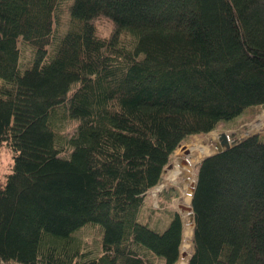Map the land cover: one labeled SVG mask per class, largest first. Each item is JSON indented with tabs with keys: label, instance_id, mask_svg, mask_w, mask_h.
I'll return each instance as SVG.
<instances>
[{
	"label": "trees",
	"instance_id": "16d2710c",
	"mask_svg": "<svg viewBox=\"0 0 264 264\" xmlns=\"http://www.w3.org/2000/svg\"><path fill=\"white\" fill-rule=\"evenodd\" d=\"M259 106L264 0H0V261L176 264L183 222H139L146 192L189 136ZM63 119L77 128L59 144ZM191 196L187 264H264V132L201 161ZM86 224L92 257L73 235Z\"/></svg>",
	"mask_w": 264,
	"mask_h": 264
},
{
	"label": "rangeland",
	"instance_id": "374dc122",
	"mask_svg": "<svg viewBox=\"0 0 264 264\" xmlns=\"http://www.w3.org/2000/svg\"><path fill=\"white\" fill-rule=\"evenodd\" d=\"M67 16L61 15L64 23L57 26L55 35L61 34L66 27ZM96 33L101 38H108L112 32V25L106 18H98L94 21ZM21 49V63L28 62L31 52L19 41ZM264 106L257 107L253 113L237 118L236 124H220L216 129L203 135H191L173 152L168 163L164 167L160 182L145 194L144 203L139 211L138 221L148 225L154 231H164L170 223L172 214L178 213L183 222V233L180 245V256L176 264H187L191 255L192 224L188 210L191 202V195L197 175V160L191 163L193 155H198V151L191 150L193 145H212V141L218 139L219 134L226 133L230 139L241 140L252 135L264 132V126H259L264 122ZM262 116V117H261ZM77 128L76 120L63 119L56 123V129L60 130L57 141L62 144L74 135ZM215 147H213L214 149ZM212 149V151H213ZM190 150L187 155L185 152ZM71 148L64 146L58 155L68 159ZM11 153L4 145L0 147V185L3 184L5 176L9 173L12 166ZM203 157V156H202ZM200 159V158H199ZM186 161L187 163H185ZM189 197V200H186ZM101 227L97 224H86L75 233L74 237L81 243L82 251L87 255L96 256L101 250ZM88 255V256H89ZM150 264H161V261L151 254H147ZM0 264H11L3 263Z\"/></svg>",
	"mask_w": 264,
	"mask_h": 264
},
{
	"label": "water",
	"instance_id": "95a60500",
	"mask_svg": "<svg viewBox=\"0 0 264 264\" xmlns=\"http://www.w3.org/2000/svg\"><path fill=\"white\" fill-rule=\"evenodd\" d=\"M219 141H220L219 143H216V144L213 143V146L212 145H210V146L208 145L209 149L210 148L213 149V147H215V148L209 154H207L203 158H201L199 162L203 161L204 159H206V158H208V157H210L212 155H215V154L223 152L224 150H226V149L230 148L231 146L235 145L239 140L230 139L229 136L226 133H221V134H219ZM202 146H204V145H202ZM205 146H207V145H205ZM185 153L188 155L190 153V150H187ZM184 162L187 163L186 161H184ZM195 179L197 180V176H196ZM188 210L191 211L190 212V216H191V224H192V227H193L194 223H193L192 207L189 206Z\"/></svg>",
	"mask_w": 264,
	"mask_h": 264
},
{
	"label": "bare ground",
	"instance_id": "6f19581e",
	"mask_svg": "<svg viewBox=\"0 0 264 264\" xmlns=\"http://www.w3.org/2000/svg\"><path fill=\"white\" fill-rule=\"evenodd\" d=\"M264 115V114H263ZM262 117V116H261ZM264 126V122H262L261 124H259V126ZM218 139H215V140H213L212 141V143H214V144H216V143H219L218 141H217ZM194 149H196L197 151H198V155H193V158L191 159V163H194V162H196L197 160H199L200 161V159L201 158H203L205 155H207V154H209L211 151H212V149L210 148L209 149V146H202V144L201 143H199V144H196V145H193L192 147H191V150L193 151ZM203 156V157H202ZM200 158V159H199ZM198 161V162H199ZM190 198L189 197H186V200H189Z\"/></svg>",
	"mask_w": 264,
	"mask_h": 264
}]
</instances>
